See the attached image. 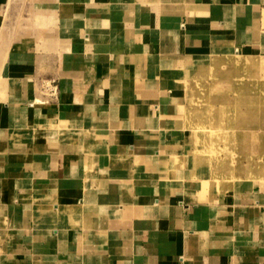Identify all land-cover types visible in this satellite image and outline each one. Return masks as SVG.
Wrapping results in <instances>:
<instances>
[{"label":"crops","instance_id":"0c3cea01","mask_svg":"<svg viewBox=\"0 0 264 264\" xmlns=\"http://www.w3.org/2000/svg\"><path fill=\"white\" fill-rule=\"evenodd\" d=\"M230 45L264 54V0H0L3 263L264 264L262 199L135 169V121L174 113L179 65Z\"/></svg>","mask_w":264,"mask_h":264},{"label":"rangeland","instance_id":"374dc122","mask_svg":"<svg viewBox=\"0 0 264 264\" xmlns=\"http://www.w3.org/2000/svg\"><path fill=\"white\" fill-rule=\"evenodd\" d=\"M244 54L230 45L180 64L171 81L175 112L135 121L152 133L139 131L149 158L139 153L135 169L160 189L212 204L233 196L264 201V54Z\"/></svg>","mask_w":264,"mask_h":264},{"label":"built area","instance_id":"2783aa9c","mask_svg":"<svg viewBox=\"0 0 264 264\" xmlns=\"http://www.w3.org/2000/svg\"><path fill=\"white\" fill-rule=\"evenodd\" d=\"M52 82H47V84L44 85L45 90H48L51 94L55 91V85H52Z\"/></svg>","mask_w":264,"mask_h":264},{"label":"bare ground","instance_id":"6f19581e","mask_svg":"<svg viewBox=\"0 0 264 264\" xmlns=\"http://www.w3.org/2000/svg\"><path fill=\"white\" fill-rule=\"evenodd\" d=\"M238 56H240L239 54H238ZM253 104V103H252ZM247 106V105H246ZM241 130V129H240Z\"/></svg>","mask_w":264,"mask_h":264}]
</instances>
